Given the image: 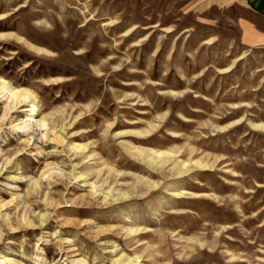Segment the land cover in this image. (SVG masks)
I'll list each match as a JSON object with an SVG mask.
<instances>
[{
    "label": "rangeland",
    "instance_id": "rangeland-1",
    "mask_svg": "<svg viewBox=\"0 0 264 264\" xmlns=\"http://www.w3.org/2000/svg\"><path fill=\"white\" fill-rule=\"evenodd\" d=\"M263 34L239 3L0 0V77L59 136L15 130L30 103L0 128V260L264 264Z\"/></svg>",
    "mask_w": 264,
    "mask_h": 264
},
{
    "label": "bare ground",
    "instance_id": "bare-ground-1",
    "mask_svg": "<svg viewBox=\"0 0 264 264\" xmlns=\"http://www.w3.org/2000/svg\"><path fill=\"white\" fill-rule=\"evenodd\" d=\"M35 99H36V97H35L34 93L31 92L29 89L13 87L7 80L0 77V103L7 101V105L3 109V114H2V117L0 118V128L5 123H7L9 120H11V122H12L15 119L14 114L17 111H19L20 108L27 107V104L30 103L31 105L29 107H31V109L26 110V111L25 110L22 111V112L31 113L30 115H28V120L23 121L17 125H13V126H16L15 130L16 131L20 130L23 133H28L29 135L33 134L32 137L35 140L44 136L45 138H48L49 140L59 141V136H57V135L55 138L50 139L51 137L49 136V131L51 130V128H50V123H48L49 121H47L46 119H43V118L40 120L37 119L40 110H39V107L34 102ZM10 124H12V123H10ZM79 147H81V146H79ZM71 149L72 150L74 149L75 151H77V150H81L82 148L72 147ZM197 165L200 168L206 167L202 163H198ZM52 170H56L58 173H60L61 176H63V174H64L63 170L52 168V169H47L45 172H43L42 175L45 176L46 174L50 173V171H52ZM74 177L77 179H80V180L84 179L83 176H81L79 174H76V175L74 174ZM91 187L94 190V192L92 191L93 193L101 195V193H100L101 189H99L95 186H92V185H91ZM49 200L47 203H49ZM0 209H2V207H0ZM73 251H75V249H73L71 252H73ZM34 258L36 259L35 261L39 262L38 256H35ZM138 259H140V258L137 257L135 259H130L131 264H142L141 259L140 260H138ZM85 263H86V261L83 258H80L78 260V264H85ZM0 264H17V263L11 257H3L0 260Z\"/></svg>",
    "mask_w": 264,
    "mask_h": 264
},
{
    "label": "crops",
    "instance_id": "crops-1",
    "mask_svg": "<svg viewBox=\"0 0 264 264\" xmlns=\"http://www.w3.org/2000/svg\"><path fill=\"white\" fill-rule=\"evenodd\" d=\"M224 4L239 3L245 9L261 13L264 16V0H213V2ZM264 36V34H263Z\"/></svg>",
    "mask_w": 264,
    "mask_h": 264
}]
</instances>
